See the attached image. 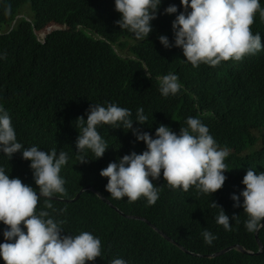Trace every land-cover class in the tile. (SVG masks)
I'll return each instance as SVG.
<instances>
[{"label":"trees","instance_id":"trees-1","mask_svg":"<svg viewBox=\"0 0 264 264\" xmlns=\"http://www.w3.org/2000/svg\"><path fill=\"white\" fill-rule=\"evenodd\" d=\"M259 2L264 9V0ZM169 5H175L177 13L165 14L164 9ZM110 6L115 12L113 16ZM182 11L180 0H162L157 19L151 22L152 32L139 41L115 23L121 18L115 10V0H0V106L10 115L17 142L25 148L37 146L50 152L61 147L57 153L62 150L70 155L71 163L62 166L60 172L66 181L67 195L56 196L71 200L84 191L72 202L51 200V209L44 207L45 198L41 197L37 212L48 211L52 218L63 221L62 235L75 236L87 231L101 240V257L87 264H110L115 258H123L128 264H264V229L256 234L262 243L261 253L257 255L255 232L247 231L244 211L242 219L233 208L223 209L226 215L240 221L238 224L231 219V230L226 231L216 222L218 207H212L214 215L208 216L186 194L161 180L153 181L160 188L155 205L149 206L144 197L135 202H129L127 197L114 199L106 191L108 178L100 172L122 157L106 162L103 157H91L90 150L78 153V124L61 130L72 115L83 116L86 121L91 104L115 103L129 109L133 128L148 132L153 138H156L153 124L166 125L177 133V123L184 122L187 127V118L195 117L208 127L210 135L217 130L234 144L231 157L234 166L227 169L228 187H246L242 183L245 163L264 172V146L261 154L250 151L252 158H248L243 148L235 145L242 138L254 140L251 131L256 128L255 118L264 113V48L232 64L233 67L201 63L191 68L192 64H184L178 55L165 53L166 48L158 39L166 36L175 53H183L182 48L174 46L172 29L173 21ZM20 12L31 21L25 17L15 19ZM53 21H64L66 30L51 33L41 44L31 26L40 29ZM251 29L253 34L261 35L264 44V20L259 12ZM111 45L119 51L127 49L134 58L123 57ZM169 73L178 76L182 87L177 94L165 97L159 90V82ZM139 108H143L147 117L145 125L136 122ZM104 126L98 125L97 131L123 156L147 150L146 144L137 141L131 130L122 125L121 128ZM77 153L85 155L89 162L80 163L75 158ZM30 163L22 158V152L13 154L11 159L0 152V167L10 178H20L37 188ZM88 187L108 199L121 213L87 190ZM128 215L145 217L177 245L164 239L151 225L129 219ZM5 228L0 222V240ZM206 229L216 237L211 245L202 236ZM233 244L241 245L248 253L231 250L214 258L207 257ZM0 264H5L2 258Z\"/></svg>","mask_w":264,"mask_h":264},{"label":"clouds","instance_id":"clouds-1","mask_svg":"<svg viewBox=\"0 0 264 264\" xmlns=\"http://www.w3.org/2000/svg\"><path fill=\"white\" fill-rule=\"evenodd\" d=\"M180 2L184 11L176 16L172 29L174 46L182 48L183 53H175L173 44L166 36L161 35L158 39L166 48L165 53L168 55H178L184 64L191 63L192 65H189L191 68L199 67L201 63L212 67L218 65L233 67L232 64L262 52L264 44L261 35L253 34L251 29L257 12L264 20V9L261 8L259 0H180ZM161 3L162 0H115V10L121 14V18L115 23L120 29L133 33L137 40L144 41L153 30L151 22L157 19ZM111 8L110 6L113 16L115 12ZM189 8L191 11H188ZM177 11L175 5H169L164 9L165 14H174ZM21 17L31 21L30 17L22 12L15 15V19ZM15 19L11 22L10 29L15 24ZM31 27L41 44L45 43L46 37L51 33L66 30L64 21L48 22L40 29L33 25ZM111 47L118 53L115 45ZM125 50L127 55L123 57L134 58L127 49ZM181 87L175 74L169 73L160 78L159 90L165 97L177 94ZM258 98L263 100L261 94H258ZM131 116L129 109L119 107L115 103H108L107 106L91 104L87 110L86 121L83 116L72 115L61 129L66 130L70 125L72 127L78 124L80 128L76 140L78 153L90 150L88 152L91 157L95 156L96 159L103 157L106 162L122 157L118 162H110L100 172L102 177L108 178L105 187L111 197L114 199L127 197L129 202L144 197L149 206L155 205L159 199L160 188L153 181L161 180L164 185L168 184L170 188L179 189L180 193L186 194L199 206L200 212L208 216L214 215L212 207H218L220 211L216 222L226 231L231 230L230 220H235L236 217H229L223 209L233 208L235 214H241L242 219L244 211L247 215L245 227L248 232H255L257 241L256 234L260 229H264L262 170L252 169V165L245 163L246 175L242 183L246 187L244 189L228 187L226 184L230 171L227 169L230 165L234 166V162L231 161L234 144L230 139L221 136L217 130L210 135L208 127L195 117L187 118V127L184 122L176 124L179 134L166 125L161 124L157 127L153 124L156 129V138H153L148 132L134 129ZM146 121L143 108H139L136 122L145 125ZM101 124L113 128H121L122 125L123 128L131 130L137 141L146 144L147 150L142 154L132 152L123 156V152L114 150V145L111 147L109 141H105L99 134L97 126ZM255 127L251 131L254 140L242 138L235 144L243 148V154L248 158H252L250 151L261 154V148L264 146V113L261 117L255 118ZM127 144H130L128 140ZM59 148L61 147H55L50 152L40 150L37 146L25 148L17 142L10 115L3 106H0V152L9 159L13 154L22 152V158L31 162L33 179L39 189L37 192V188L23 183L20 178H10L5 169L0 167V222L6 226L0 240V258L5 264H87L101 257L102 243L98 237L87 231L75 236L62 235L63 221L55 220L48 211L37 212L41 197L45 198L44 207L51 209L53 204L50 201L53 197L59 198L57 194L61 197L67 195L64 186L66 181L60 176V172L62 166L71 163L70 155L62 150L57 153L56 150ZM78 153L75 158L79 159L80 163L89 162L85 155ZM88 188L86 189L95 192ZM83 191L79 192L78 197ZM183 201L188 208L186 201L184 199ZM127 217L151 225L145 217L132 215ZM235 222L240 224L239 220ZM151 227L164 239L177 245L159 228L153 225ZM202 236L209 245L216 239L207 229ZM179 248L191 254L183 247ZM224 250V253L231 250L248 253L241 245L233 244L207 257L223 255L224 253H218ZM261 250L262 246L255 254L258 255ZM110 264L128 262L123 258H115Z\"/></svg>","mask_w":264,"mask_h":264},{"label":"water","instance_id":"water-1","mask_svg":"<svg viewBox=\"0 0 264 264\" xmlns=\"http://www.w3.org/2000/svg\"><path fill=\"white\" fill-rule=\"evenodd\" d=\"M88 189H90V188H88ZM97 195L99 196V198H101V200L103 201V202H105V203H107V204H109L112 208H114L115 210H117L115 207H113L110 203H109V201L107 200V199H105V198H103V197H101V195L99 194V193H97ZM78 198V195L73 199V200H64V199H60V198H52L53 200H58V201H63V202H69V201H75L76 199ZM118 211V210H117ZM119 212V211H118ZM262 223H264V221L262 222ZM3 241H4V239H3ZM257 242H258V245H259V247L261 248V242L257 239ZM242 252H245L244 250H241ZM225 252V250L224 251H222V252H220V253H218V254H222V253H224ZM259 253V252H258ZM217 255V254H216Z\"/></svg>","mask_w":264,"mask_h":264},{"label":"rangeland","instance_id":"rangeland-1","mask_svg":"<svg viewBox=\"0 0 264 264\" xmlns=\"http://www.w3.org/2000/svg\"><path fill=\"white\" fill-rule=\"evenodd\" d=\"M118 53L121 54L122 56H126L127 55V51L126 50H123V51H119L117 49Z\"/></svg>","mask_w":264,"mask_h":264}]
</instances>
